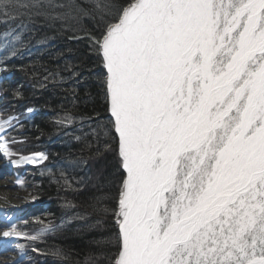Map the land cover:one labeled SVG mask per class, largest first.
I'll return each instance as SVG.
<instances>
[{"label": "snow or ice", "instance_id": "snow-or-ice-1", "mask_svg": "<svg viewBox=\"0 0 264 264\" xmlns=\"http://www.w3.org/2000/svg\"><path fill=\"white\" fill-rule=\"evenodd\" d=\"M46 6L0 0V15ZM96 44L126 170L114 264H264V0H134Z\"/></svg>", "mask_w": 264, "mask_h": 264}, {"label": "trees", "instance_id": "trees-1", "mask_svg": "<svg viewBox=\"0 0 264 264\" xmlns=\"http://www.w3.org/2000/svg\"><path fill=\"white\" fill-rule=\"evenodd\" d=\"M97 2L51 0L59 6H46L44 15H0V96L18 116L20 152L46 157L33 174L41 216L25 225L55 227L37 245L40 264H114L119 254L114 213L126 170L96 41L134 0H106L110 14ZM64 117L71 120L58 123ZM57 250L62 255L52 254Z\"/></svg>", "mask_w": 264, "mask_h": 264}, {"label": "rangeland", "instance_id": "rangeland-1", "mask_svg": "<svg viewBox=\"0 0 264 264\" xmlns=\"http://www.w3.org/2000/svg\"><path fill=\"white\" fill-rule=\"evenodd\" d=\"M11 103H6L0 96V121L11 120L12 126L4 130L0 124V144H6L11 149L12 155L0 161V166L5 163L8 167H0V205L11 204L0 211V233L7 231L14 223L16 228L14 231L21 232L20 236H8L0 242V255L5 258L0 259V264L9 261L21 262V264H40L41 252L37 245L41 241V237L33 241L27 237L36 235L43 228L40 222H34L32 229H28L25 225L38 219L41 214L39 212L41 203L36 200L34 194V168L41 165L45 158L34 164L22 165V159L29 156L23 155L18 149L17 123L18 116L14 113V107ZM16 118V119H13ZM34 154V153H32ZM17 160L19 163L13 164L11 161ZM24 245L21 251L18 245ZM7 248V251H3ZM36 249V251H33Z\"/></svg>", "mask_w": 264, "mask_h": 264}, {"label": "bare ground", "instance_id": "bare-ground-1", "mask_svg": "<svg viewBox=\"0 0 264 264\" xmlns=\"http://www.w3.org/2000/svg\"><path fill=\"white\" fill-rule=\"evenodd\" d=\"M35 154H39V153L30 154L29 156L26 155L27 157L22 159V165L34 164V163L25 162L26 160H29V159H35V161H36L35 163L40 162L42 160L41 157H39L38 155H35ZM4 158H5V154L3 152H0V161L3 162ZM0 167H5L6 168V167H8V165L3 163ZM2 192H4V191H1L0 194H2ZM4 194H5V192H4ZM9 205L11 206V204H7L5 206L8 207ZM5 206L4 205L2 206V204H1L0 205V211H2L4 208H6ZM4 238H5L4 236L0 235V242H2L4 240ZM2 258L4 259L5 255H0V259H2ZM3 264H17V262L16 261H9V262H4Z\"/></svg>", "mask_w": 264, "mask_h": 264}]
</instances>
